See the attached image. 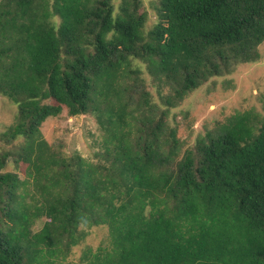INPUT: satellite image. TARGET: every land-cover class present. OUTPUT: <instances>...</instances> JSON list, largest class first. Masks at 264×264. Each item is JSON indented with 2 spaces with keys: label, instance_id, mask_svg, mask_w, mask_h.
Wrapping results in <instances>:
<instances>
[{
  "label": "trees",
  "instance_id": "trees-1",
  "mask_svg": "<svg viewBox=\"0 0 264 264\" xmlns=\"http://www.w3.org/2000/svg\"><path fill=\"white\" fill-rule=\"evenodd\" d=\"M139 5L0 0V95L17 109L0 134L13 144L0 149V264H264V116L234 112L177 159L165 122L209 77L260 57L264 0H156L147 31ZM62 110L96 115L98 159L42 138ZM104 224L108 244L64 260L85 228Z\"/></svg>",
  "mask_w": 264,
  "mask_h": 264
},
{
  "label": "rangeland",
  "instance_id": "rangeland-1",
  "mask_svg": "<svg viewBox=\"0 0 264 264\" xmlns=\"http://www.w3.org/2000/svg\"><path fill=\"white\" fill-rule=\"evenodd\" d=\"M121 0H112L115 11ZM156 0H140L138 12L147 15L144 31L153 27L156 14L153 4ZM57 22L59 17L55 16ZM260 57L253 62H239L228 73L209 77L197 88L188 92L175 106L167 110L165 122L175 131V137L180 142V150L176 159L185 150H194L199 135L214 129L218 123L237 111L254 109L264 116V42L258 47ZM140 76L147 91L149 100L160 103L156 81L148 72L145 63L139 62ZM142 88V85H141ZM167 89L162 88L161 92ZM51 102V99L47 100ZM161 109L164 108L160 105ZM16 105L8 98L0 95V134L15 120ZM42 138L54 149L65 154L77 152L84 158L95 161L96 153L101 151L103 130L92 113L69 116L62 110L56 116L47 117L40 126ZM21 138L14 142L18 145ZM0 138V149L11 148ZM24 164L7 163L4 170L15 171L19 178H24ZM48 218H37L32 225V231L39 230ZM86 235L76 245H73L64 260L79 261L82 251L90 247L95 250L99 245L108 244L107 225H96L85 228Z\"/></svg>",
  "mask_w": 264,
  "mask_h": 264
}]
</instances>
